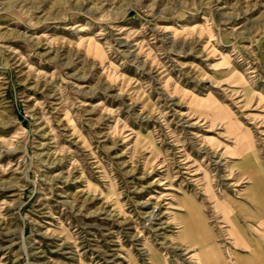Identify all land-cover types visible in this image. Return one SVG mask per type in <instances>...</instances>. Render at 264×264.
Here are the masks:
<instances>
[{
    "label": "rangeland",
    "instance_id": "obj_1",
    "mask_svg": "<svg viewBox=\"0 0 264 264\" xmlns=\"http://www.w3.org/2000/svg\"><path fill=\"white\" fill-rule=\"evenodd\" d=\"M257 257L264 0H0V264Z\"/></svg>",
    "mask_w": 264,
    "mask_h": 264
},
{
    "label": "crops",
    "instance_id": "obj_2",
    "mask_svg": "<svg viewBox=\"0 0 264 264\" xmlns=\"http://www.w3.org/2000/svg\"><path fill=\"white\" fill-rule=\"evenodd\" d=\"M230 237L232 238L233 236L236 238V239H238V233H237V231L236 230H232V229H230ZM231 234H233V236L231 235ZM239 241V240H238ZM255 242H257V246L254 248V249H251V250H253L252 252H250V255H258L261 251H260V249H259V240H254ZM251 245V243L249 244V242L247 243V244H245V246H250ZM251 247V246H250ZM217 255V253L215 254V256ZM197 258V260H198V262H202L201 261V257H196ZM237 259H239V258H237ZM210 262V261H209ZM253 263H251V264H263V259L261 258V257H257L256 259H254L253 261H252ZM219 264H225V263H221V262H219ZM236 264H244V263H238V262H236Z\"/></svg>",
    "mask_w": 264,
    "mask_h": 264
}]
</instances>
